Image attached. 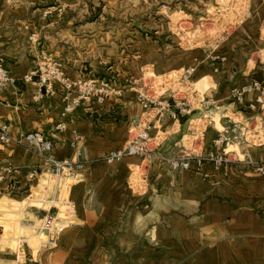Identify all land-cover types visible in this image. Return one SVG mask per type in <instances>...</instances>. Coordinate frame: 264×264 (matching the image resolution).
<instances>
[{"label":"crops","instance_id":"crops-1","mask_svg":"<svg viewBox=\"0 0 264 264\" xmlns=\"http://www.w3.org/2000/svg\"><path fill=\"white\" fill-rule=\"evenodd\" d=\"M54 1L0 0V62L10 74L0 90V119L13 134L44 131L60 158L75 157L82 147L87 160L75 179L56 182L42 171L31 183L26 172L44 169L43 157L0 140V170L17 169L0 180V264H264V176L252 163L264 159V102L250 109L231 99V82L245 77L233 73L236 60L188 65L195 63L194 80L207 84L183 101L184 115L144 109L132 88L63 113L61 89L49 93L25 79L41 50L72 77L87 70L101 75L106 62L120 60L89 56L86 14L81 6L71 10L81 0H58L63 12L48 9ZM255 96L244 94L245 102ZM230 119L243 135L223 150L213 139ZM131 120L149 127L147 153L108 159L131 139ZM184 150L192 154L190 167L176 170L169 158ZM67 197L74 202L72 223L47 246L33 224Z\"/></svg>","mask_w":264,"mask_h":264},{"label":"rangeland","instance_id":"rangeland-1","mask_svg":"<svg viewBox=\"0 0 264 264\" xmlns=\"http://www.w3.org/2000/svg\"><path fill=\"white\" fill-rule=\"evenodd\" d=\"M80 6L86 14L82 19L88 27L89 56L120 61L106 62V73L101 75L87 70L88 74L72 77L58 59L41 50L37 60H50L42 65L50 88L43 87L49 93L54 88L62 90L63 113L84 92V82L90 78L95 84L97 79L120 84L122 91L132 88L137 101V95L143 93L156 107L159 100L166 99L178 106L207 84L194 80L195 63L188 66L194 60H236L233 73L245 77L231 82L235 86L230 96L249 83L264 86V0H81L71 10ZM48 9L63 12L65 6L57 0ZM93 88L89 90L93 92ZM93 100L103 102L94 95L87 101ZM36 241L34 237L31 243Z\"/></svg>","mask_w":264,"mask_h":264},{"label":"built area","instance_id":"built-area-1","mask_svg":"<svg viewBox=\"0 0 264 264\" xmlns=\"http://www.w3.org/2000/svg\"><path fill=\"white\" fill-rule=\"evenodd\" d=\"M45 62H50V60H38L36 65L25 75L27 80H35L40 86L48 88V78L42 72V65ZM189 73L192 69L187 70ZM10 74L8 68L0 62V90L9 82ZM90 84L95 85L93 88ZM87 85V86H86ZM86 86V87H85ZM85 87V88H84ZM83 93L76 99H72L70 104L66 106V112H71L75 107H77L82 102L92 99L94 95L97 101H103L110 95H119L121 93V86H114L109 82H104V80H98L96 84L92 83V78L84 82ZM257 88L256 96L253 101L248 103L244 100V94L246 91H251V88ZM50 88V87H49ZM94 89L93 92L89 89ZM85 89V90H84ZM259 90V91H258ZM232 98L240 104L241 107L247 106L250 109H254L257 104H263L264 102V86L254 82L253 86L249 83L242 87L240 90H236L231 93ZM137 99L144 109H148L151 105L152 100L147 98L143 93L137 95ZM248 104V105H247ZM161 111L168 110L173 115L180 114L184 115L188 112L189 106L183 101L178 102L177 113L173 110V105L170 100H159L158 104ZM65 126L64 121H59L55 124L56 129H62ZM129 128L132 130V137L128 140L125 147L119 150H111L107 158L108 159H120L122 156L127 154H141L145 155L148 149V143L151 139L148 125L138 127V123L135 120L129 122ZM259 126L264 130V119H260ZM243 135L242 128L238 125L237 121L229 120L227 123L222 125V127L217 131L213 143L223 150L229 147L234 142L239 141ZM79 139V136H75L70 145L75 144V140ZM0 140L2 142H13L17 144H25L32 148L35 152L40 154L44 159V169L31 167L27 170L26 175L29 182H33L40 178L42 171L48 173V175L58 182L59 180H69L75 179L83 168L85 161L87 160L86 153L84 149L78 148L75 157H58L54 151V144L51 140L50 135L46 134L42 130H23L17 134H13L8 125L0 119ZM192 154L189 151H181L179 154L174 155L169 158L170 164L176 170H183L190 167V158ZM214 158L216 161H222L223 155H217ZM252 162V161H251ZM254 164L255 171L264 176V159L252 162ZM17 172V169L13 166H5L0 170V180L6 178L7 174ZM74 202L70 198L60 199L57 204H52L46 213L40 217L39 222L33 224L37 235H44L41 237V242L45 243L47 246L53 247L56 245L57 240L61 232L70 225L71 213L73 212Z\"/></svg>","mask_w":264,"mask_h":264}]
</instances>
